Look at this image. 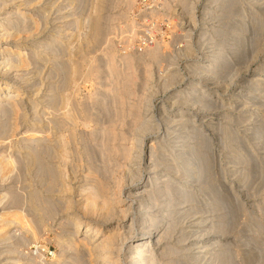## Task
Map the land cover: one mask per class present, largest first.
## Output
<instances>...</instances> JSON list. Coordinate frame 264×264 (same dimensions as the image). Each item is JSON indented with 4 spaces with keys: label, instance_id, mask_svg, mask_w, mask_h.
Here are the masks:
<instances>
[{
    "label": "rangeland",
    "instance_id": "1",
    "mask_svg": "<svg viewBox=\"0 0 264 264\" xmlns=\"http://www.w3.org/2000/svg\"><path fill=\"white\" fill-rule=\"evenodd\" d=\"M103 1L105 0H98V1L97 0H94V1L92 0H79V1L78 0H41V1L39 0H16V1L15 0H0V9H2L0 10L1 11L0 21L2 20L3 16L5 17L6 15H11L7 20L4 21V24L0 25V29H5V28L10 29L9 28L10 25L15 21V23H13L12 24L13 26L11 27L14 29H17L20 36L18 35L19 37L17 36L15 38L14 37H11V38L14 40L13 42L19 41L20 45L26 48L22 50L25 53H27L26 59H28L27 60L28 63L31 60L30 62L31 64L30 63L28 64V65H31L28 70L26 69L28 67H24L23 69H15V71L13 70L15 74L11 71L7 72L6 69L5 70L3 69L0 72V80L7 81L18 87H21L20 90L18 91L21 93L19 94L15 93L13 95L15 97L13 99H15V102L18 105L17 108L15 107L11 108L12 104L10 105L9 101L7 100L0 102V104H5V105H8V107H10L9 109L7 108L6 112L4 110L0 111V120H1L0 123L1 124L3 123L2 125H0V151H1L0 153H2V155L0 154L1 155L0 157H4V158L11 157V160L13 159L14 162L13 161H10V162H13V165L15 164L14 166L13 165L6 166L9 168L8 169L5 167L6 162L4 163V161H7V160H2V161L0 160L1 161L0 166H3V167H0V171H1L0 172V185H1L0 186V217L3 216L4 214L5 215L4 218H1L2 221L5 218L10 219L11 216L15 214L16 212H18L19 210L18 213H20V216L23 215L22 219L26 221V223L29 224V226H27V229L29 227H30L29 230L36 229V236L28 237L27 234H22V231L20 233L19 229H21V227L18 224L13 223L11 225H4L3 227H0V232H2L0 234L2 236V237L0 236L2 238V241L0 239V241L2 242V244L0 242V247H1L0 248V255H1L0 262L1 264L3 263L4 264H33V263L38 264L41 261L43 263L41 262L40 264H44V262L45 264H57L56 261L54 260H56V258H58L60 254H64L67 257L66 264H74V262L71 261L72 259H69L71 258V256L74 257L75 255L73 254L72 247L69 248V251L64 253V251L61 250L57 239L60 233H64V231L68 232L69 229L67 227L69 228L71 227V226H67V225H70L68 223H65L67 227L64 224L62 225L59 224L61 220L65 218L67 215L70 216L71 218L79 216V218L81 217L82 221H87V222H90L93 219V218L91 219V217L88 218L87 216H85L83 211H81L82 209L80 208V205L78 206L79 202L82 200L81 198L82 195H80V191H82V189L80 186H82L83 188L84 186L87 185L86 182L88 183V185L87 187H84V188H88V186L90 188L91 186L89 184V180L88 179L85 180L84 178L89 177V176H90L89 179H93L91 178L93 176L96 178V180L97 178H99L100 181H103L111 189L113 188V184H116L119 179V182L122 183L123 181V186L127 187L130 181L127 179L128 180L127 182L126 177L131 173L132 169H135L136 167H138L135 159H133L132 157H129L130 160L129 158L125 159V156L124 157L121 156L122 154L120 155V152L114 151L113 153L114 149L110 147H112V145L113 147H117V145L121 147H127V146L131 147L132 146L131 147L133 150L132 152H135V153H132V156H134L139 150L138 149L139 145L141 143L144 144V145H141V148L142 146H144V158L138 162L139 166L142 168V171L144 173L146 172V168L150 164V160L148 157V154H149L148 147L151 146V144H153L156 147L160 146L162 150L164 146L168 147L170 145V142L172 141L173 137L185 136L187 135L188 132H192V130L199 131V129L202 130L200 133L202 136L199 134V136L192 139L193 141L190 140L191 143L190 141L188 142L190 146L192 145L194 146V145H198L197 142H199V140L200 142L203 141L202 143L204 144L200 143V147H198L200 148V150L198 149V152L200 153V160L202 163L207 160L206 162L203 163L204 164L203 166L205 168L204 171L207 173L202 172L205 174H200L202 175L200 176V181L197 183L195 182V185L197 187L200 186V189H201L200 194H199V198L201 201L198 200L200 201V203L199 202L196 203V206L199 208V209L197 208V210H200V213L199 214L196 212L195 213L197 215H200V220L202 218V221L204 222L202 227H200V231L201 229H203L202 231L205 235L203 234L204 236L203 235L201 236L202 233L200 232V243L201 241H204V240L213 241L215 238H216L215 241H217L218 243L216 245L213 243L212 245L208 243V245L206 246L207 248L210 246L208 250L209 254H205L206 257L205 258L201 257L199 260V259H194V257H197V254H194L195 251L191 250L192 246H190L192 244H196L195 238L189 237V239L186 240L184 243L182 242L183 244H181V242L178 243L176 238H172V239L168 238V240L164 239L159 246L155 245L156 246V259L159 260L158 263L165 264L166 261L168 262L170 258L172 257V255H170L167 252H164L163 250L166 247L169 248L170 246L171 247L173 245L176 246L177 244L175 248H177V250L179 251L181 250L180 252L182 253L178 257L179 260L182 259L183 261L185 260V262H187L189 261L190 258H193L192 259L193 264H213L214 262H212L213 260H211V258H213L212 254L218 253L217 251H220L221 248H224V247L228 250V254L233 255L235 252V254L238 255L236 258L237 261L235 264H258V263L264 264V256H263L264 255V132H263L264 131V0H229V1L228 0L227 1L226 0H188L189 2L186 0V2L188 3H186L184 0H180V1L179 0H148V5H153L150 9H156L155 11L158 13L160 18L162 19L172 18L176 20L178 19V17H180L182 19L181 21H184V27L182 29H179L180 27L178 29H130L131 24L133 22L135 24V13L138 8V5H137L138 0H106L104 3ZM96 2H99V7L101 6L100 8H98L99 10L97 9L98 6L96 7ZM228 5H232L231 7L235 8L236 10L233 9L234 11H232V8L230 6L228 7ZM67 6L69 7L67 8ZM95 8L97 9V11ZM101 8H102V12H101ZM11 10L14 12L12 13ZM48 11H51V12H48ZM97 12L102 15V20H103L102 26L103 25L105 26L102 27L104 32L102 33V37L100 36V38H98L99 42L98 41L94 42L96 41L94 37L89 36L90 34H92V28H90L91 27L90 23L92 22L91 21L92 20L91 17L93 16L92 14L97 13ZM218 15L221 17H219ZM76 18H78L79 20H77ZM19 20L22 22H20ZM76 21H81V22L79 23ZM10 22L11 24H9ZM75 22L77 24H75ZM84 22H87V23H84ZM78 24H81V26L80 25L77 26ZM25 25L28 26V28ZM30 25L32 28L29 27ZM20 26H23V27H20ZM38 26H39V29H38L39 31H37ZM227 26L229 28H227ZM40 28L42 29L40 30ZM89 28H90V31L88 30ZM29 30L31 31V34L33 33L32 37H29V35L31 36V34L29 33L30 32ZM26 31H28V33ZM131 33L132 34L135 33V35L134 34L132 35ZM176 33H179V34L181 33V34L179 35ZM202 36H205V37L202 38ZM89 37L94 39V41L91 39L92 41L90 40L91 42H89ZM147 37H148V41H146ZM5 41H7V38L2 39V36H0V50L1 51H2V47L7 46L6 44H4ZM57 42H61V43H57ZM66 42L67 44H65ZM156 43L157 45L159 44L162 45L161 53H163L162 54L163 58L161 57V59L159 58L158 60L156 59L154 60L153 58H151V56H148V52H147L148 51L147 48L150 49V47L156 46L155 45ZM70 44H72L73 47ZM85 44L87 45V47ZM66 45H68L67 48H66ZM217 45L219 47H217ZM44 46H46V48ZM188 46H189V49L190 47H192L191 50L188 49ZM62 49L63 51H61ZM67 49L69 51H67ZM78 49L79 51L81 50L80 53L78 52ZM45 50H47V52H45ZM218 50L220 52V56L218 57L219 61L217 60L215 63H213L214 61H211V60H213L216 57L215 54L218 53ZM81 52L84 54L82 55ZM41 53L43 56L42 58H39L38 55ZM61 54H64L63 58ZM126 54L127 55L129 54L130 57L133 59V64H130L131 61L128 58L126 59V56H125ZM166 54H169V55H166ZM46 58H48L49 61H46ZM55 58H57L56 61L54 60ZM43 59H44V62H43ZM109 61L114 64H111ZM71 62H73V64H71ZM77 63H79V65ZM81 63H83L84 65ZM126 63H128L129 65L128 64L126 65ZM89 64H91L92 67L89 66ZM80 65L82 67H80ZM158 65H161V66H158ZM111 66L114 67V70ZM127 66L129 67L126 68ZM60 67H62L63 69ZM71 67H73V70H68V69H72ZM89 68H92V69H89ZM125 69H128V71ZM198 69H200V71L204 69L205 70L204 73H206V75L204 73H202L204 76L201 74L197 75ZM209 69L211 70L214 69V70L213 72L212 71L210 72ZM17 70L18 72L19 71L20 72L18 73ZM40 70H42V73ZM76 70L79 72H76ZM70 71H74L73 76ZM2 72H3V75L1 74ZM66 72L69 74H67ZM122 72L124 74H122ZM125 73H127V75ZM36 74L37 76L39 75V77H37ZM54 74L55 76L53 77ZM86 74L88 75L90 74V75L88 76ZM130 74L132 76V77L130 76L131 77L130 79L132 80L127 81V77H129ZM147 74L150 75L151 77L148 76ZM6 75L9 77H7ZM16 75L20 77L23 76V78L25 77L24 79L26 80L22 78L23 79L22 81L20 77L16 79L15 78ZM78 75H81V76H78ZM133 75L135 76L137 75L138 76V77L136 76L137 79ZM215 76L219 78L215 79ZM27 77L29 79H27ZM113 77H116V78H113ZM118 77H120V79H118ZM19 78H20V82L21 83L23 82L22 84L19 83L18 81ZM60 78L62 79L60 80ZM67 80H68V83L66 82ZM113 81L115 85H113ZM121 81L125 83L123 84ZM126 83L129 84L127 88H126L127 86ZM58 84H60V86ZM195 86H196V89H198L197 92L193 91V89H195ZM111 87L114 93L110 92L112 91ZM62 88H66V89H62ZM121 88L123 90H121ZM124 88L128 90V92H126ZM200 88L207 90V92L202 93L203 90L200 91ZM51 90H52V93L50 95V98H52L53 95L54 96L57 95L56 97L51 99V100H54V102H50L49 100L50 98H48L49 96L48 94H50L49 92H51ZM123 94H124V97L122 96ZM43 95L44 97H42ZM118 95L119 97L117 98L116 96ZM16 96L19 98H16ZM207 96L210 98H208ZM114 97L117 98L118 100L115 99ZM41 98H43V100ZM187 98L189 99L186 100ZM181 99L185 100L186 102ZM210 99H213L214 101ZM46 101H49V102H46ZM60 101L62 102L61 104L59 103ZM71 101H74L73 102L74 104H72ZM86 101L88 102L87 104H86ZM103 101L104 103H102ZM170 101L171 102L174 101L175 103L174 102L171 103ZM68 104L70 108L68 107ZM83 104L85 106H89V105L91 106L85 107ZM59 105H62V106L58 107ZM72 105L73 106L75 105V107L72 108ZM133 106L135 108H133ZM86 108L88 109L86 110ZM10 109L12 111L15 109L17 110L16 112L12 113ZM3 111L5 114L3 113ZM9 111H11L10 112L11 115H9ZM54 111L56 112L55 114H54ZM65 112L66 114L71 113L70 114L71 116L72 114L74 115L73 116L74 122H71L70 124L69 119H68V122L66 121V118H64L63 116L65 115ZM122 112H123V115H121ZM182 112L184 113V117H183L184 121L187 120L190 122L186 121V124L183 128H180V127L172 128V126L176 125L172 121L175 118L179 119L180 118L179 116ZM110 114L111 116L112 115L113 116L110 117ZM36 115L38 118L36 117ZM55 115L63 116L62 119H65V124L62 125L61 123H59V125L58 124L56 125L55 123L54 125H56V127L54 128V125H53L54 121H50L49 123V120H52L53 116ZM96 115L98 116V118ZM4 116H7V118ZM138 116H141V117L138 118ZM40 117H41V120H40ZM48 118L49 120H47ZM58 118L61 119L60 116H58ZM89 118L91 120H89ZM150 118L152 119L154 125L156 126L157 124V126L154 129L144 134L141 128H137L139 127L138 125L139 122L137 121L135 122V119L136 120L142 119L140 121H143V120L146 121L147 119H150ZM83 120L86 122L87 126ZM110 120L113 124L110 122ZM73 123H75V125H73ZM64 125L65 127L68 125L69 128L68 127L67 129H65V127L63 128ZM72 125L74 127H72ZM114 125L116 128L114 127ZM49 127H51L52 129ZM192 127H194V129H192ZM72 128L74 129V131L71 130ZM39 129L40 131H42L41 133L42 135H44V137H46L47 141L44 139L43 142L38 143L35 140L31 139V134L33 132H37ZM69 129L72 132H70ZM107 129L108 131H105ZM116 130L118 134L115 135L116 133H114V136H113V132H116ZM91 131L92 133H90ZM103 131L105 132L103 133ZM28 132H29V135H27ZM96 133H98V136ZM47 134H51V135H47ZM92 134H95V135H92ZM60 136L63 138V140ZM192 136L194 135L192 134ZM23 137L24 139H21ZM47 137L49 139H47ZM112 137H113V140H111ZM120 137H122L123 139ZM25 138H27L28 140ZM90 138H92V141L90 140ZM125 138H128V140H126L125 142H122ZM203 139L206 141H204ZM6 140H8L9 143L6 142ZM21 140H24V142ZM85 140L89 142L87 143V141ZM27 141H29V143H27ZM57 141L59 142L57 143ZM112 142H114L115 144H113ZM59 143L62 146H60ZM62 143H65L66 145L65 144L63 145ZM89 143H92V144H89ZM28 145L29 146L32 145V148L28 147ZM63 146H66L67 148H64ZM38 147L40 150L38 149ZM62 147L63 149H66V150H63ZM20 148L22 150H20ZM43 148L44 150H47V151H49L50 148L51 150L46 153L43 150ZM104 148H107V150L103 151ZM30 149L36 150L37 152L39 151L41 156H45V157H42V159L46 160L45 163L50 164V165L52 164L53 167L57 165L58 168L59 167L62 168V169L60 168L58 169L56 167V169L60 171V174L56 175L58 177L56 178V182L57 181L61 182V185L58 184V182L57 183L54 182L53 184H55L56 186H53L52 189H50L51 187H49L50 186L49 183H51V181L49 180L51 177L49 176V174L44 171L39 172L38 167H39V170L41 169V167L37 166L39 165L38 163L37 164L31 163V165H33L31 166L29 163L30 160L29 159L25 160L27 158L26 153ZM62 150L66 153H64ZM40 151L41 152L44 151L43 154L45 155L41 154ZM3 153H6V156L3 155ZM117 153H119L118 155H120L121 157H118ZM10 154L11 156H8ZM60 154L61 155L64 154V155L61 156ZM65 154L67 155L68 158L66 157ZM105 154L106 156L104 157ZM86 155H91V156L93 155V156L87 157ZM53 157H57V158L53 159ZM58 157L60 160H58ZM204 157L206 158L205 160H204ZM202 158H203V161H202ZM16 159H19V160H16ZM186 159H182V162H184ZM105 160L106 161L110 160V161L106 162ZM115 160L117 161L115 162ZM7 162L9 163V161ZM25 162L28 163V165H26ZM111 162H113V164H111ZM185 162L182 163V165L185 164ZM8 163L6 164L7 165L11 164V163L9 164ZM98 163L100 166L96 165ZM29 165L31 166V168ZM105 165H106L107 173L105 170ZM24 167L25 168L27 167V168L25 169ZM97 167L98 169L100 168L99 169L100 171L99 170L95 171ZM1 168H4V169L1 170ZM20 168H23V170L25 171H23ZM35 169L37 173L35 172ZM90 169H93V171L92 170L91 171L93 173L95 172L94 173L95 175L96 174L98 175V173H100L101 175L100 174L98 176L93 175ZM108 170L110 171L108 172ZM13 171L15 174L13 173ZM61 171H63L62 174H61ZM88 171L90 172L91 175H87L89 173ZM121 171L123 172L121 173ZM4 172H6V174ZM34 173L35 175H33ZM41 173H43L46 177L43 175L45 178L41 179L42 177L40 176L42 175H39ZM108 173L110 174L112 173V174L110 175ZM247 174L249 175L247 176ZM203 176L205 177L206 180H203L204 179ZM207 176L209 179L207 178ZM59 178L60 180H57ZM46 180L49 181L47 182L49 185V186L47 185L48 187L45 186V184H47ZM62 181L66 183L65 184V187L67 186L66 190L70 189L72 190V193L71 191L66 192V190H64L65 187L62 188L64 186V183ZM206 181H208L209 183ZM43 183L45 184L43 185ZM123 186L121 187V189L123 190L122 199L125 202L124 204H126L130 201V198L128 197L127 194L124 195V191L126 187H123ZM60 189L61 191H63V193L60 191ZM51 191L53 193H51ZM64 191L67 193V195L65 194ZM13 192L14 194H11ZM36 195H39V196L35 198ZM211 197H217L219 202L221 200V204L219 205H223V204L224 205L216 209L215 208L216 204L214 202H211V200H209ZM76 198L79 199L80 201L79 200H78L79 202L76 201L77 200ZM45 199L53 200V201L51 200L53 205L52 203H49L50 208H52L51 210L48 209L49 208L48 205L47 206L44 205L46 204V202L50 200L46 201ZM67 201L71 202L72 204L76 202L74 205L77 204V206L71 205L70 207H68L67 204L64 203ZM206 203L207 204L212 203V204L207 205ZM60 204L61 206H59ZM35 205L38 207H36ZM65 205L67 208L65 207ZM34 207H36L38 210L35 211ZM138 207L139 206L136 205V208ZM221 207L223 210L221 209ZM53 209L55 210L57 209V212ZM44 210H47V211H44ZM217 210L218 211L220 210V211L218 212ZM41 211L44 213H42ZM48 211L49 212L51 211V213H48ZM4 212H7V213H4ZM39 214H41V217L46 216L44 220L43 218L39 216ZM83 214H84V217H83ZM218 214L221 216H219ZM26 215L27 217H25ZM193 216H194L193 214L189 215L187 220H192ZM213 216L215 217V219L213 218ZM39 219H42L43 222L42 220L39 221ZM221 219L227 221L226 222L227 231L224 232V234L216 233L214 229L208 228V227H212L211 225L221 224L222 223ZM1 224L2 223L0 222V226H2ZM56 227L58 229L61 228V230H56L57 229ZM102 227H103L102 229H104V226ZM65 228H67L68 230H64ZM1 229H3L4 232L1 231ZM17 229L19 232L17 231L18 233L16 232V235L12 236V234L15 232L14 230H17ZM56 231L60 233H58L57 235ZM7 233L9 235H7ZM2 234H4V236ZM4 237H7V238H4ZM28 239H30L29 242H28ZM4 241L6 243H4ZM7 244H9L10 246L12 245V246L10 247ZM2 247L3 248L5 247L6 250H4ZM182 247H184L183 248L184 252H182L183 251ZM14 248H16L15 251L17 250L19 252H15ZM10 249L13 252H11ZM230 251L232 253H230ZM68 252L73 255L69 254ZM186 252L188 253L189 257L186 255L187 254ZM81 253L82 252H80V254H78L77 256L81 255ZM165 253H167V255ZM85 254L79 257H82V256L84 257L86 256ZM39 256H41L42 258ZM36 259L38 260V262ZM5 260H7L8 262ZM82 264H85V263L83 262Z\"/></svg>",
    "mask_w": 264,
    "mask_h": 264
},
{
    "label": "bare ground",
    "instance_id": "2",
    "mask_svg": "<svg viewBox=\"0 0 264 264\" xmlns=\"http://www.w3.org/2000/svg\"><path fill=\"white\" fill-rule=\"evenodd\" d=\"M16 1V0H15ZM39 1H41V0H39ZM79 1V0H78ZM92 1H94V0H92ZM98 1V0H97ZM106 1V0H105ZM105 1H103V3L105 2ZM180 1V0H179ZM185 2H186V0H184ZM188 1V0H187ZM227 1V0H226ZM229 1V0H228ZM68 2V1H67ZM70 2V1H69ZM72 2V1H71ZM100 2V1H99ZM99 2H96V7H97V9L98 8H100L99 7ZM102 2V1H101ZM189 2V1H188ZM188 2H186V3H188ZM218 2H220V1H218ZM238 2V1H237ZM240 2V1H239ZM2 3V2H1ZM10 3V2H9ZM25 3V2H24ZM97 3H98V5H97ZM229 3V2H228ZM233 3V2H232ZM231 3V4H232ZM8 4V3H7ZM55 4V3H54ZM71 4V3H70ZM101 4V3H100ZM212 4V3H211ZM103 5V4H102ZM107 5V4H106ZM111 5V4H110ZM185 5V4H184ZM183 5V6H184ZM189 5H191V4H189ZM188 5V6H189ZM63 6V5H62ZM212 6V5H211ZM225 6V5H224ZM231 7L232 5H228V7ZM5 7V6H4ZM4 7H2V8H4ZM52 7V6H51ZM69 6H67V8H68ZM73 7V6H72ZM129 7V6H128ZM185 7V6H184ZM219 7H220V5H219ZM223 7V6H222ZM221 7V8H222ZM232 8V11H234V10H236L235 8H233V7H231ZM96 9V8H95ZM97 9H96V11H97ZM104 9H105V7H104ZM188 9V8H187ZM225 9H226V7H225ZM234 9V10H233ZM0 10H2V9H0ZM13 10V9H12ZM11 10V11H12ZM63 10V9H62ZM61 10V11H62ZM74 10V9H73ZM99 10V9H98ZM107 10V9H106ZM204 10V9H203ZM227 10H229V9H227ZM8 11V10H7ZM190 11H192V10H190ZM1 12V11H0ZM10 12V11H9ZM14 11H12V13H13ZM48 12H51V11H48ZM101 12H102V8H101ZM214 12V11H213ZM20 13V12H19ZM92 13V12H91ZM107 13V12H106ZM207 13H208V11H207ZM239 13V12H238ZM2 14V13H1ZM7 14H8V12H7ZM50 14V13H49ZM70 14V13H69ZM72 14V13H71ZM97 14V15H96ZM221 14H223V13H221ZM230 14V13H229ZM246 14V13H245ZM46 15V14H45ZM93 16L91 17V27L90 28H92V34H90L89 36H93L94 37V39L96 40V41H94V39H92L91 37H89V42H91L92 40L94 41V42H97L98 41V38H100V36L102 37V33L104 32V30H103V26H105V25H103L102 26V15L100 14V13H94V14H92ZM211 15V14H210ZM255 15V14H254ZM11 15H6L5 17L3 16V18H2V20L0 21V25H2V24H4V21L5 20H7L9 17H10ZM13 16V15H12ZM42 16H44V15H42ZM68 16V15H67ZM216 16V15H215ZM214 16V17H215ZM219 16V15H218ZM223 16V15H222ZM253 16V15H252ZM39 17V16H38ZM94 17V18H93ZM219 17H221V16H219ZM19 18V17H18ZM65 18V17H64ZM67 18V17H66ZM218 18V17H217ZM21 19V18H20ZM75 19V18H74ZM77 20H79L78 18H76ZM22 20V19H21ZM34 20V19H33ZM39 20V19H38ZM53 20V19H52ZM86 20H88V19H86ZM90 20V19H89ZM104 20H105V18H104ZM114 20V19H113ZM223 20V19H222ZM232 20V19H231ZM260 20V19H259ZM20 21V20H19ZM36 21V20H35ZM54 21V20H53ZM108 21V20H107ZM226 21V20H225ZM257 21V20H256ZM18 22V21H17ZM16 22V23H17ZM20 22H22V21H20ZM25 22V21H24ZM34 22V21H33ZM76 22H81V21H76ZM75 22V24H77ZM106 22V21H105ZM104 22V23H105ZM260 22V21H259ZM262 22V21H261ZM13 23H15V21L13 22ZM12 23V24H13ZM71 23V22H70ZM84 23H87V22H84ZM89 23V22H88ZM224 23V22H223ZM258 23V22H257ZM9 24H11V22L9 23ZM10 25V29H7V28H5V29H0V36H2V39H6L7 38V41H5L4 42V44H6L7 46L6 47H2V51L0 50V72L4 69H6V71L7 72H13V70L15 71V69H23L24 67H28V68H26L27 70L29 69V67L31 66V65H28L30 62H31V60H30V62L28 63V59H26V55H27V53H25L22 49H26V48H24V47H22L21 45H20V42L19 41H17V42H13L14 40L11 38V37H17L18 35H19V33H18V30L17 29H14V28H12L11 26H13V25ZM19 24V23H18ZM90 24H89V26H90ZM246 24V23H245ZM244 24V25H245ZM20 25V24H19ZM18 25V26H19ZM23 25V24H22ZM32 25V24H31ZM31 25L29 26V27H31ZM40 25V24H39ZM81 26V24H78L77 26ZM230 25V24H229ZM234 25V24H233ZM257 25H259V24H257ZM26 26V25H25ZM43 26H45V25H43ZM72 26V25H71ZM73 26H74V24H73ZM86 26V25H85ZM88 26V25H87ZM15 27V26H14ZM17 27V26H16ZM20 27H23V26H20ZM27 28H28V26H26ZM41 27V26H40ZM66 27V26H65ZM131 27H132V25H131ZM263 27V26H262ZM261 27V28H262ZM32 28V27H31ZM34 28V27H33ZM71 28V27H70ZM78 28V27H77ZM90 28L88 29L89 31H90ZM179 28V27H178ZM227 28H229L228 26H227ZM19 29V28H18ZM30 29V28H29ZM35 29V28H34ZM39 29V26L37 27V31H39L38 30ZM42 28H40V30H41ZM60 29V28H59ZM259 29V28H258ZM23 30V29H22ZM21 30V31H22ZM31 30V29H30ZM29 30V31H30ZM33 31V30H32ZM36 31V30H35ZM34 31V32H35ZM66 31V30H65ZM70 31V30H69ZM27 33H28V31H26ZM60 32V31H59ZM80 32V31H79ZM87 32V31H86ZM136 32V31H135ZM244 32H246V31H244ZM249 32V31H248ZM30 34H31V31L29 32ZM61 33V32H60ZM137 33V32H136ZM224 33V32H223ZM223 33H221V34H223ZM59 34V33H58ZM84 34H85V32H84ZM132 34V33H131ZM134 35H135V33H133ZM132 34V35H133ZM176 34H179V33H176ZM181 34V33H180ZM179 34V35H180ZM203 34V33H202ZM251 34V33H250ZM38 35V34H37ZM104 35V34H103ZM7 36V37H6ZM20 36V35H19ZM18 36V37H19ZM28 36V35H27ZM33 36V33L31 34V36L29 35V37H32ZM36 36V35H35ZM60 36H62V35H60ZM237 36V35H236ZM4 37H6V38H4ZM10 38V40H9V38ZM75 37V36H74ZM85 37V36H84ZM83 37V38H84ZM96 37V38H95ZM203 37H205V36H202V38ZM44 38V37H43ZM68 38V37H67ZM66 38V39H67ZM73 38V37H72ZM246 38V37H245ZM27 39V38H26ZM29 39V38H28ZM92 39V40H91ZM52 40V39H51ZM50 40V41H51ZM80 40V39H79ZM85 40V39H84ZM91 40V41H90ZM58 41V40H57ZM100 41H101V39H100ZM40 42V41H39ZM55 42V41H54ZM67 42H69V41H67ZM67 42L65 43V44H67ZM71 42V41H70ZM72 42H73V40H72ZM99 42V41H98ZM238 42V41H237ZM57 43H61V42H57ZM56 43V44H57ZM63 43V42H62ZM85 43H86V41H85ZM49 44V43H48ZM64 44V43H63ZM88 44V43H87ZM46 45V44H45ZM58 45V44H57ZM60 45V44H59ZM71 46H72V44H70ZM79 45V44H78ZM86 45V44H85ZM91 45V44H90ZM97 45V44H96ZM129 45H130V43H129ZM156 46H152V47H150V49L149 48H147L148 49V56H151V58H153L154 60L156 59V60H158L159 58L161 59V57H162V54L163 53H161V47H162V45H157V43L155 44ZM67 46L68 45H66V48H67ZM189 46H191V45H189ZM189 46H188V49H189ZM214 46V45H213ZM37 47H39V46H37ZM45 48H46V46H44ZM58 47V46H57ZM73 47V46H72ZM86 47H87V45H86ZM124 47V46H123ZM149 47V46H148ZM217 47H219L218 45H217ZM44 48V49H45ZM75 48V47H74ZM74 48H73V50H74ZM83 48V47H82ZM126 48V47H125ZM124 48V49H125ZM191 48L192 47H190V49L189 50H191ZM40 49V48H39ZM42 49H43V47H42ZM69 49V48H68ZM67 49V51H69ZM77 49V48H76ZM88 49V48H87ZM91 49V48H90ZM129 49V48H128ZM186 49V48H185ZM48 50V49H47ZM47 50H45V52H47ZM56 50H57V48H56ZM130 50V49H129ZM37 51V50H36ZM53 51V50H52ZM60 51V50H59ZM61 51H63V49L61 50ZM65 51V50H64ZM77 51V50H76ZM81 51V50H80ZM80 51H79V49H78V52L80 53ZM88 51V50H87ZM30 52V51H29ZM40 52V51H39ZM54 52V51H53ZM56 53V52H55ZM82 53V52H81ZM124 53V52H123ZM143 53V52H142ZM237 53H238V51H237ZM31 54V53H30ZM44 54V53H43ZM46 54V53H45ZM64 54H65V52H64ZM64 54H61V56H62V58H63V56H64ZM68 54H70V53H68ZM84 53H82V55H83ZM108 54V53H107ZM222 54V53H221ZM225 54H227V53H225ZM240 54V53H239ZM37 55V54H36ZM81 55V56H82ZM117 55V54H116ZM145 55V54H144ZM166 55H169V54H166ZM216 55V57L213 59V60H211V61H214L213 63H215L217 60H218V57L220 56V52H219V50H218V53H216L215 54ZM235 55V54H234ZM39 56V58H42V53L41 54H39L38 55ZM56 56H58V55H56ZM55 56V57H56ZM72 56V55H71ZM111 56V55H110ZM126 56V59L128 58L130 61H131V63L130 64H133V59L130 57V55L128 54H126L125 55ZM223 56V55H222ZM226 57V56H225ZM32 58V57H31ZM53 58V57H52ZM75 58V57H74ZM83 58V57H82ZM163 58V57H162ZM167 58V57H166ZM221 58V57H220ZM34 59H36V58H34ZM56 59L57 58H55L54 60L56 61ZM60 59V58H59ZM93 59H95V58H93ZM228 59V58H227ZM36 60H38V59H36ZM68 60V59H67ZM66 60V61H67ZM84 60H85V58H84ZM115 60V59H114ZM135 60V59H134ZM163 60V59H162ZM46 61H49L48 60V58H46ZM46 61H45V63H46ZM60 61V60H59ZM64 61V60H63ZM82 61H83V59H82ZM89 61H91V60H89ZM111 61H113V60H111ZM161 61V60H160ZM219 61V60H218ZM43 62H44V59H43ZM52 62H54V61H52ZM68 62V61H67ZM76 62V61H75ZM77 62H79V61H77ZM96 62V61H95ZM94 62V63H95ZM110 62V61H109ZM115 62V61H114ZM34 63V62H33ZM39 63V62H38ZM48 63V62H47ZM58 63V62H57ZM66 63V62H65ZM85 63V62H84ZM94 63H92V64H94ZM111 63V62H110ZM117 63V62H116ZM135 63H136V61H135ZM156 63H157V61H156ZM159 63V62H158ZM218 63V62H217ZM31 64V63H30ZM56 64V63H55ZM67 64V63H66ZM71 64H73V62H71ZM78 65H79V63H77ZM81 64H83V63H81ZM111 64H114V63H111ZM128 63H126V65H127ZM142 64V63H141ZM34 65V64H33ZM37 65V64H36ZM43 65V64H42ZM61 65H63V64H61ZM75 65V64H74ZM84 65V64H83ZM88 65V64H87ZM86 65V66H87ZM129 65V64H128ZM211 65V64H210ZM227 65V64H226ZM229 65V64H228ZM39 66V65H38ZM68 66H70V65H68ZM73 66V65H72ZM77 66V65H76ZM89 66H91L92 67V65L91 64H89ZM114 66V65H113ZM115 66H116V64H115ZM132 66V65H131ZM158 66H161V65H158ZM36 67V66H35ZM56 67V66H55ZM66 67V66H65ZM74 67V66H73ZM73 67H71L72 69H68V70H73ZM80 67H82L81 65H80ZM110 67V66H109ZM112 67V66H111ZM119 67V66H118ZM129 66H127L126 68H128ZM147 67H149V66H147ZM199 67H200V65H199ZM216 67V66H215ZM60 68H62V67H60ZM67 68H69V67H67ZM75 68V67H74ZM84 68V67H83ZM96 68V67H95ZM113 68V70H114V67H112ZM116 68H117V66H116ZM120 68V67H119ZM118 68V69H119ZM131 68V67H130ZM133 68V67H132ZM161 68V67H160ZM211 68V67H210ZM217 68V67H216ZM63 69V68H62ZM66 69V68H65ZM64 69V70H65ZM76 69V68H75ZM77 69H79V68H77ZM89 69H92V68H89ZM117 69V70H118ZM121 69V68H120ZM134 69V68H133ZM150 69V68H149ZM215 69V68H214ZM213 69V70H214ZM53 70V69H52ZM82 70V69H81ZM98 70H100V69H98ZM111 70V69H110ZM125 70H127L128 71V69H125ZM132 70V69H131ZM135 70V69H134ZM196 70V69H195ZM213 70H211V69H209V71L211 72H213ZM22 71V70H21ZM36 71V70H35ZM41 71V73H42V70H40ZM62 71V70H61ZM97 71V70H96ZM112 71V70H111ZM147 71V70H146ZM204 69L203 70H201L200 71V69H198V73H197V75H203L202 73H204ZM4 72V71H3ZM3 72L1 73L2 75H3ZM17 72H18V70H17ZM16 72V73H17ZM20 72V71H19ZM18 72V73H19ZM57 72H59V71H57ZM69 72V71H68ZM71 73H72V76H73V72L74 71H70ZM76 72H79V71H77L76 70ZM75 72V73H76ZM89 72V71H88ZM95 72V71H94ZM215 72V71H214ZM14 74H15V72H13ZM25 73V72H24ZM61 73V72H60ZM64 73V72H63ZM67 73V72H66ZM102 73V72H101ZM113 73V72H112ZM120 73V72H119ZM118 73V74H119ZM209 73V72H208ZM230 73V72H229ZM7 74V73H6ZM48 74V73H47ZM53 74V73H52ZM58 74V73H57ZM67 74H69V73H67ZM79 74V73H78ZM82 74V73H81ZM96 74V73H95ZM114 74V73H113ZM112 74V75H113ZM116 74H117V72H116ZM122 74H124L123 72H122ZM126 75H127V73H125ZM146 74V73H145ZM170 74H171V72H170ZM205 75H206V73H204ZM218 74V73H217ZM8 75V74H7ZM6 75V76H7ZM41 75V74H40ZM51 75V74H50ZM71 75V74H70ZM74 75H76V74H74ZM86 75H88V74H86ZM90 75V74H89ZM88 75V76H89ZM93 75V74H92ZM98 75V74H97ZM148 75V74H147ZM216 75V74H215ZM4 76H5V74H4ZM25 76V75H24ZM36 76H37V74H36ZM55 76V74L53 75V77ZM78 76H81V75H78ZM118 76H120V75H118ZM131 74L129 75V77H127V81H131L132 79H130L131 77ZM133 76H135V75H133ZM137 76V75H136ZM135 76V77H136ZM148 76H150V75H148ZM180 76V75H179ZM204 76V75H203ZM224 76V75H223ZM7 77H9V76H7ZM18 77H20V76H17L16 75V79L18 78ZM37 77H39V75L37 76ZM46 77H48V76H46ZM66 77V76H65ZM92 77V76H91ZM138 77V76H137ZM137 77H136V79H137ZM151 77V76H150ZM149 77V78H150ZM21 79L23 78V76L22 77H20ZM20 78H19V83H21L20 82ZM25 78V77H24ZM23 78V79H24ZM69 78V77H68ZM70 78H72V77H70ZM113 78H116V77H113ZM148 78V77H147ZM216 78H219V77H216L215 76V79ZM23 79H22V81H23ZM27 79H29L28 77H27ZM35 79V78H34ZM34 79H32V80H34ZM62 78H60V80H61ZM118 79H120V77H118ZM134 79V78H133ZM9 80V79H8ZM24 80H26V79H24ZM66 80V79H65ZM115 80V79H114ZM122 80V79H121ZM28 81V80H27ZM58 81V80H57ZM71 81V80H70ZM123 81V80H122ZM121 81V82H122ZM134 81V80H133ZM137 81V80H136ZM59 82V81H58ZM57 82V83H58ZM65 82V81H64ZM67 83H68V80L66 81ZM219 82V81H218ZM18 83V82H17ZM23 83V82H22ZM21 83V84H22ZM50 83V82H49ZM123 84L125 83V82H122ZM256 83V82H255ZM258 83H259V81H258ZM28 84V83H27ZM63 84V83H62ZM116 84H117V82H116ZM119 84H120V82H119ZM219 84V83H218ZM18 85V84H17ZM20 85V84H19ZM40 85V84H39ZM52 85V84H51ZM55 85V84H54ZM59 86H60V84H58ZM72 85V84H71ZM113 85H115L114 84V81H113ZM126 88L128 87V85L129 84H127L126 83ZM193 85V84H192ZM257 85V84H256ZM21 86V85H20ZM121 86V85H120ZM134 86V85H133ZM136 86V85H135ZM252 86V85H251ZM29 87V86H28ZM40 87V86H39ZM54 87V86H53ZM66 87V86H65ZM112 87H114V86H112ZM112 87H111V89H112ZM201 87V86H200ZM261 87V86H260ZM20 88L21 87H18V86H16V85H14V84H12V83H10V82H7V81H2V80H0V102H3V101H9V103H10V105L12 104V106H11V108L13 107H15V108H17V103L15 102V99H13V98H15L13 95L15 94V93H21V92H18L19 90H20ZM34 88V87H33ZM52 88V87H51ZM68 88H69V86H68ZM214 88V87H213ZM55 89V88H54ZM59 89V88H58ZM62 89H66V88H62ZM77 89V88H76ZM125 89V88H124ZM129 89V88H128ZM217 89V88H216ZM260 89V88H259ZM39 90H40V88H39ZM61 90V89H60ZM121 90H123L122 88H121ZM126 90V89H125ZM131 90V89H130ZM186 90V89H185ZM203 90V91H202ZM56 91V90H55ZM73 91V90H72ZM120 91V90H119ZM132 91V90H131ZM190 91V90H189ZM193 91L194 92H197L198 91V89H196V86H195V89H193ZM200 91H202V93H204V92H207V90H205V89H201L200 88ZM53 92H54V90H53ZM69 92V91H68ZM110 92H112V93H114L113 92V89H112V91H110ZM126 92H128V90H126ZM144 92V91H143ZM50 94H48L47 96H48V98H50V95H51V93H52V90H51V92H49ZM61 93V92H60ZM65 93H66V91H65ZM112 93H110V94H112ZM118 93H120V92H118ZM124 93V92H123ZM130 93H132V92H130ZM129 93V94H130ZM153 93V92H152ZM175 93V92H174ZM211 93V92H210ZM55 94V93H54ZM74 94V93H73ZM116 94V93H115ZM126 94V93H125ZM21 95V94H20ZM46 96V97H47ZM57 95H53L52 96V98H54V97H56ZM115 96V95H114ZM123 97H124V94L122 95ZM129 96H131V95H129ZM145 96V95H144ZM21 97V96H20ZM42 97H44V95L42 96ZM74 97V96H73ZM117 98L119 97V95L118 96H116ZM147 97V96H146ZM175 97H177V96H175ZM182 97V96H181ZM198 97V96H197ZM205 97V96H204ZM208 97V96H207ZM16 98H19V97H17L16 96ZM22 98V97H21ZM47 98V99H48ZM52 98H50L49 100H50V102H54V100H51ZM115 98V97H114ZM117 98H115V99H117ZM121 98V97H120ZM136 98H138V97H136ZM208 98H210V97H208ZM212 98V97H211ZM42 100H43V98H41ZM56 99V98H55ZM57 99H58V97H57ZM56 99V100H57ZM60 99V98H59ZM66 99V98H65ZM65 99H63V100H65ZM100 99H101V97H100ZM123 99V98H122ZM126 99V98H125ZM124 99V100H125ZM130 99V98H129ZM128 99V100H129ZM145 99V98H144ZM189 98H187L186 100H188ZM240 99V98H239ZM248 99V98H247ZM254 99V98H253ZM19 100V99H18ZM37 100V99H36ZM118 100V99H117ZM127 100V101H128ZM181 100H183V99H181ZM210 100H213V99H210ZM218 100V99H217ZM236 100V99H235ZM249 100V99H248ZM74 101H76V100H74ZM74 101H71L72 102V104H74L73 102ZM85 101V100H84ZM88 101V100H87ZM86 101V104L88 103ZM101 101V100H100ZM116 101V100H115ZM140 101V100H139ZM145 101V100H144ZM183 101H185V100H183ZM214 101V100H213ZM42 102V101H41ZM46 102H49V101H46ZM65 102V101H64ZM63 102V103H64ZM82 102V101H81ZM147 102V101H146ZM171 102V101H170ZM172 102H174V101H172ZM171 102V103H172ZM178 102H179V100H178ZM186 102V101H185ZM201 102V101H200ZM199 102V103H200ZM9 103H7V104H9ZM37 103H39V102H37ZM60 104L62 103L61 101L59 102ZM68 103H69V101H68ZM85 103V102H84ZM102 103H104V101L102 102ZM121 103V102H120ZM123 103V102H122ZM128 103V102H127ZM135 103V102H134ZM175 103V102H174ZM182 103V102H181ZM189 103V102H188ZM203 103V102H202ZM49 104V103H48ZM57 104V103H56ZM65 104V103H64ZM77 104V103H76ZM79 104V103H78ZM129 104H131V103H129ZM208 104V103H207ZM216 104V103H215ZM53 105V104H52ZM51 105V106H52ZM66 105V104H65ZM84 105V104H83ZM143 105V104H142ZM211 105V104H210ZM39 106V105H38ZM49 106V105H48ZM60 106H62V105H59L58 107H60ZM64 106V105H63ZM85 106V105H84ZM89 106H91V105H89ZM89 106H85V107H89ZM120 106V105H119ZM118 106V107H119ZM126 106V105H125ZM206 106V105H205ZM228 106H229V104H228ZM22 107V106H21ZM55 107V106H54ZM68 107H69V104H68ZM73 107H75V105L73 106L72 105V108ZM129 107V106H128ZM147 107H149V106H147ZM7 108L9 109L10 107H8V105H5V104H0V111L1 110H4L5 112H6V110H7ZM38 108V107H37ZM46 108V107H45ZM50 108V107H49ZM70 108V107H69ZM77 108V107H76ZM75 108V109H76ZM105 108V107H104ZM133 108H135L134 106H133ZM137 108V107H136ZM139 108V107H138ZM218 108V107H217ZM35 109V108H34ZM44 109V108H43ZM51 109V108H50ZM58 109H60V108H58ZM88 108H86V110H87ZM118 109V108H117ZM116 109V110H117ZM11 110V109H10ZM16 110L17 109H15V110H11L12 111V113L13 112H16ZM49 110V109H48ZM53 110H55V109H53ZM63 110V109H62ZM62 110H61V112H62ZM68 110V109H67ZM82 110H84V109H82ZM86 110H84V111H86ZM141 110V109H140ZM214 110V109H213ZM4 111H3V113H4ZM11 111H9V115H11L10 114V112ZM35 111V110H34ZM37 111V110H36ZM39 111V110H38ZM43 111H45V110H43ZM47 111V110H46ZM64 111V110H63ZM90 111H92V110H90ZM110 111V110H109ZM120 111V110H119ZM123 111V110H122ZM60 112V113H61ZM74 112V111H73ZM77 112V111H76ZM79 112V111H78ZM94 112V111H93ZM96 112H98V111H96ZM103 112H105V111H103ZM117 112V111H116ZM130 112V111H129ZM19 113V112H18ZM24 113V112H23ZM37 113V112H36ZM48 113H50V112H48ZM56 112L54 111V114H55ZM75 113V112H74ZM89 113V112H88ZM95 113V112H94ZM133 113V112H132ZM131 113V114H132ZM5 114V113H4ZM3 114V115H4ZM22 114V113H21ZM26 114V113H25ZM42 114V113H41ZM44 114V113H43ZM53 114V113H52ZM59 114V113H58ZM71 113H69V114H66V112H65V115H63L64 116V118H66V121L68 122V119H69V123L71 124V122H74V119H73V114H72V116L70 115ZM78 114V113H77ZM80 114V113H79ZM92 114V113H91ZM136 114V113H135ZM138 114V113H137ZM142 114V113H141ZM256 114V113H255ZM46 115V114H45ZM57 115V114H56ZM53 116V118H52V120H49V118L47 119V120H49V123H50V121H54L53 122V125L56 123V125L58 124L59 125V123H61L62 125L63 124H65V119H62L63 118V116H61V115H58V116H60V118L61 119H59L58 118V116ZM93 115V114H92ZM91 115V116H92ZM102 115V114H101ZM105 115V114H104ZM109 115V114H108ZM117 115H118V113H117ZM121 115H123V112H122V114ZM120 115V116H121ZM133 115V114H132ZM44 116V115H43ZM50 116V115H49ZM80 116V115H79ZM97 116V115H96ZM113 116V115H112ZM111 116V114H110V117H112ZM126 116V115H125ZM150 116V115H149ZM168 116V115H167ZM179 116V115H178ZM189 116V115H188ZM4 117H6L7 118V116H4ZM4 117H3V119H4ZM9 117V116H8ZM36 117H37V115H36ZM45 117V116H44ZM51 117H52V115H51ZM93 117V116H92ZM102 117V116H101ZM105 117V116H104ZM115 117V116H114ZM136 117V116H135ZM139 117H141V116H138V118ZM180 118L178 119V118H175L172 122L174 123V124H176L175 126H172V128H177V127H180V128H183L184 126H185V124H186V121L187 120H185L184 121V119H183V117H184V113L182 112L181 114H180V116H179ZM227 117V116H226ZM38 118V117H37ZM36 118V119H37ZM77 118V117H76ZM95 118V117H94ZM97 118H98V116H97ZM100 118V117H99ZM108 118V117H107ZM117 118V117H116ZM123 118H125V117H123ZM147 118H149V117H147ZM229 118V117H228ZM84 119V118H83ZM88 119V118H87ZM93 119V118H92ZM121 119V118H120ZM126 119H128V118H126ZM125 119V120H126ZM137 119V118H136ZM135 119V122L137 121V122H139L138 123V125H139V127H137V128H141V130L143 131V133L145 134V133H147V132H149L150 130H152V129H154L156 126H157V124H156V126L154 125V123H153V121H152V119L150 118V119H147L146 121L145 120H143V121H140V120H142V119H139V120H136ZM205 119V118H204ZM211 119V118H210ZM226 119V118H225ZM252 119V118H251ZM7 120V119H6ZM9 120V119H8ZM19 120V119H18ZM30 120V119H29ZM40 120H41V117H40ZM80 120V119H79ZM89 120H91L90 118H89ZM105 120V119H104ZM124 120V121H125ZM160 120V119H159ZM158 120V121H159ZM190 120V119H189ZM192 120V119H191ZM232 120V119H231ZM3 121H5V120H3ZM13 121V120H12ZM84 121V120H83ZM96 121V120H95ZM100 121V120H99ZM103 121V120H102ZM167 121V120H166ZM0 122H1V120H0ZM9 122V121H8ZM16 122V121H15ZM18 122V121H17ZM78 122V121H77ZM85 122V121H84ZM97 122V121H96ZM110 122H111V120H110ZM120 122V121H119ZM121 122H123V121H121ZM128 122V121H127ZM134 122V121H133ZM134 122V123H135ZM187 122H190V121H187ZM48 123V124H49ZM108 123V122H107ZM112 123V122H111ZM129 123H130V121H129ZM165 123V122H164ZM168 123H170V122H168ZM173 123H171V124H173ZM191 123H192V121H191ZM3 124V123H2ZM1 123H0V125H2ZM17 124V123H16ZM28 124V123H27ZM47 124V125H48ZM85 124H86V122H85ZM101 124H102V122H101ZM109 124V123H108ZM113 124V123H112ZM119 124V123H118ZM127 124V123H126ZM133 124V123H132ZM194 124V123H193ZM197 124V123H196ZM207 124V123H206ZM6 125V124H5ZM5 125H3V126H5ZM19 125V124H18ZM39 125H40V123H39ZM56 125H54V128L56 127ZM73 125H75V123H73ZM72 125V127H74ZM98 125V124H97ZM104 125H106V124H104ZM103 125V126H104ZM136 125V124H135ZM166 125V124H165ZM37 126V125H36ZM44 126V125H43ZM85 126V125H84ZM86 126H87V124H86ZM108 126V125H107ZM120 126V125H119ZM124 126V125H123ZM192 126V125H191ZM206 126V125H205ZM220 126V125H219ZM53 127V126H52ZM65 127V125L63 126V128ZM67 127H68V125L65 127V129H67ZM114 127H115V125H114ZM171 127V126H170ZM187 127V126H186ZM19 128V127H18ZM31 128V127H30ZM47 128H48V126H47ZM49 128H51V127H49ZM54 128H53V130H54ZM69 128V127H68ZM116 128V127H115ZM169 128V127H168ZM191 128V127H190ZM34 129V128H33ZM52 129V128H51ZM76 129V128H75ZM109 129V128H108ZM108 129L107 130H105V131H108ZM111 129V128H110ZM171 129V128H170ZM187 129V128H186ZM192 129H194V127H192ZM196 129V128H195ZM229 129V128H228ZM70 130V129H69ZM72 131H74V129L72 128L71 129ZM70 130V132H72ZM100 130V129H99ZM118 130V129H117ZM117 130H116V132H113V136H114V133H116L115 135H117L118 134V132H117ZM180 130V129H179ZM232 130V129H231ZM24 131H26V130H24ZM28 131H29V129H28ZM105 131H103V133L105 132ZM172 131V130H171ZM176 131V130H175ZM187 131V130H186ZM200 131V132H199ZM199 131H197V130H195V131H193L192 130V132H188L187 133V135H185V136H177V137H173V139H172V141L170 142V145L168 146V147H163L162 148V150H161V147L160 146H158V147H156V146H154L153 144H151V146H149L148 148V157H149V160H150V164L148 165V167L146 168V172H144L143 173V171H142V168L139 166V161H141L143 158H144V146H142V148H141V145H144V144H140L139 145V147H138V151H137V153L134 155V156H132V153H135V152H132L133 150H132V146L130 147V146H127V147H121V146H119V145H117V147H113V145H112V147H110V148H113L112 150H113V153H114V151H117V152H120V155L121 156H125V159H127V158H129V157H132L133 159H135L136 160V164L138 165V167H133V168H135V169H132L131 170V173L126 177V180L128 179L129 181H130V183L127 185V187L126 186H123V181H122V183L121 182H119V179H118V182L116 183V184H113V190L110 188V187H108L107 186V184H105L103 181H100V179L99 178H97V180H96V178L93 176V175H95L92 171H93V169H90V171H91V173L93 174L92 176L93 177H91V178H93V179H89V177H85L84 179L86 180V179H88L89 180V184L91 185L90 186V188H89V186H88V188H84V187H87V185H88V183L86 182V186H84L83 188H82V186H80L81 187V189H82V191H80V195H82V200L80 201L79 199H77L76 201H78L79 202V204H78V206L80 205V208L82 209L81 211H83V213L85 214V216H87L88 218H90L91 217V221L90 222H87V221H82L81 220V217L79 218V216H76V217H74V218H71L70 216H66L65 218H61L62 220H61V222L59 223L60 225H62V224H64L65 225V223H68V224H70V225H67V226H71L70 228L69 227H67L66 225V227L69 229H67V228H65L64 230H68V232L66 231H64V233H60V232H58V231H56L57 232V235H58V233H60L59 235H58V244H59V246H60V248H61V250L62 251H64V253H66L67 251H69V248H71L72 247V251H73V254H75L74 255V257H72L71 255H73V254H71L72 253V251H71V253H69V254H71L70 256H71V258H69V259H72L71 261H73L74 262V264H82L83 262L85 263V264H162V263H158V259H156V246H159L160 244H161V242L164 240V239H166V240H168V238H170V239H172V238H176V240L178 241V243H180L181 242V244H183L186 240H188L189 239V237H191V238H195V243L196 244H192V245H190V246H192L191 247V250H194L195 251V253L194 254H197V257H194V259H199L200 260V258L201 257H203V258H205L206 257V255L205 254H209V247L207 248V246L206 245H208V243H210L211 245H212V243L213 244H217L218 242L217 241H215V239L213 240V241H201V243H200V232L202 233L201 234V236L204 234L203 233V229H201V231H200V227H202V225L204 224V222L202 221V218H201V220H200V215H197L196 213H200V210H197V206H196V203H200V198H199V194H200V191H201V189H200V186L199 187H197L196 185H195V182L197 183V182H199L200 181V176H202V175H200V174H205V173H207V172H205L204 170H205V168H204V162H206V161H204L203 163L201 162V160H200V153L198 152V149L200 150V148H198V147H200V143L201 144H204V143H202L203 141H201L200 142V140H199V142H197L198 143V145H192V146H190L189 144H188V142L191 140V141H193L192 139L193 138H195V137H197V136H199V134L201 133V131L202 130H200L199 129ZM42 131H40V129L37 131V132H31L32 134H31V139L32 140H35L36 142H38V143H41V142H43V140L45 139L46 140V137H44V135H42V133H41ZM98 132V131H97ZM122 132V131H121ZM174 132V131H173ZM264 132V131H263ZM49 133V132H48ZM82 133V132H81ZM90 133H92V131L90 132ZM94 133V132H93ZM108 133V132H107ZM120 133V132H119ZM53 134V133H52ZM88 134V133H87ZM97 134V136H98V133H96ZM124 134V133H123ZM128 134V133H127ZM127 134H125V135H127ZM140 134V133H139ZM185 134V133H184ZM192 134L194 135V136H192ZM27 135H29V132L27 133ZM47 135H51V134H47ZM74 135V134H73ZM81 135V134H80ZM85 135V134H84ZM83 135V136H84ZM92 135H95V134H92ZM91 135V136H92ZM105 135V134H104ZM107 135V134H106ZM180 135V134H179ZM201 135V134H200ZM203 135H204V133H203ZM231 135V134H230ZM229 135V136H230ZM45 136H46V134H45ZM82 136V137H83ZM90 136V137H91ZM109 136V135H108ZM146 136V135H145ZM202 136V135H201ZM200 136V137H201ZM260 136V135H259ZM13 137V136H12ZM30 137V136H29ZM61 137V136H60ZM76 137V136H75ZM96 137V136H95ZM111 137V136H110ZM110 137H108V138H110ZM125 137V136H124ZM144 137V136H143ZM208 137V136H207ZM62 138V137H61ZM73 138V137H72ZM105 138H107V137H105ZM120 138H122V137H120ZM119 138V139H120ZM202 138V137H201ZM230 138V137H229ZM21 139H24V137L23 138H21ZM25 139H27V138H25ZM47 139H49L48 137H47ZM56 139H57V137H56ZM116 139V138H115ZM118 139V140H119ZM123 139V138H122ZM121 139V140H122ZM143 139V138H142ZM205 139H206V137H205ZM208 139V138H207ZM226 139V138H225ZM11 140V139H10ZM28 140V139H27ZM54 140V139H53ZM62 140H63V138H62ZM79 140V139H78ZM90 140L92 141V138H90ZM95 140V139H94ZM108 140H110V139H108ZM111 140H113V137H112V139ZM126 140H128V138H125L122 142H125ZM170 140V139H169ZM204 140V139H203ZM209 140V139H208ZM21 141H23L24 142V140H21ZM31 141V140H30ZM47 141V140H46ZM81 141V140H80ZM85 141H87V140H85ZM102 141H104V140H102ZM101 141V142H102ZM191 141H190V143H191ZM204 141H206V140H204ZM6 142H8V140H6ZM26 142V141H25ZM53 142V141H52ZM59 141H57V143H58ZM89 141H87V143H88ZM107 142V141H106ZM111 142V141H110ZM115 142V141H114ZM114 142H112L113 144H115ZM119 142V141H118ZM166 142V141H165ZM4 143V142H3ZM9 143V142H8ZM13 143V142H12ZM27 143H29V141H27ZM97 143V142H96ZM138 143V142H137ZM164 143V142H163ZM206 143V142H205ZM31 144V143H30ZM63 145L65 144V143H62ZM74 144V143H73ZM89 144H92V143H89ZM119 144H121V143H119ZM123 144H125V143H123ZM160 144V143H159ZM196 144V143H195ZM20 145V144H19ZM57 145V144H56ZM59 145H60V143H59ZM66 145V144H65ZM98 145V144H97ZM96 145V146H97ZM104 145V144H103ZM107 145V144H106ZM105 145V146H106ZM138 145V144H137ZM206 145V144H205ZM13 146V145H12ZM38 146V145H37ZM60 146H62V145H60ZM67 146H69V145H67ZM93 146H94V144H93ZM102 146V145H101ZM123 146V145H122ZM161 146H163V145H161ZM202 146H204V145H202ZM201 146V147H202ZM28 147H31L32 148V145H28ZM46 147V146H45ZM44 147V148H45ZM64 148H67L66 146H63ZM63 147H62V149H63ZM88 147V146H87ZM86 147V148H87ZM104 147V146H103ZM109 147V146H108ZM130 147V148H129ZM10 148V147H9ZM12 148V147H11ZM17 148V147H16ZM26 148V147H25ZM44 148H43V150H44ZM59 148V147H58ZM70 148V147H69ZM85 148V149H86ZM91 148H93V147H91ZM38 149H39V147H38ZM37 149V150H38ZM48 149V148H47ZM61 149V148H60ZM192 149V150H191ZM11 150V149H10ZM19 150V149H18ZM20 150H22L21 148H20ZM40 150V149H39ZM49 150V149H48ZM50 150H51V148H50ZM49 150V151H50ZM63 150H66V149H63ZM62 150V151H63ZM73 150V149H72ZM89 150H90V148H89ZM94 150V149H93ZM105 150H107V148H104V150L103 151H105ZM110 150V149H109ZM137 150V149H136ZM46 153L47 152H49V151H47V150H44ZM43 151V152H44ZM101 151V150H100ZM1 152V151H0ZM7 152H9V151H7ZM41 152V151H40ZM43 152H41V154H43ZM64 152V151H63ZM62 152V153H63ZM85 152V151H84ZM11 153V152H10ZM20 153V152H19ZM55 153V152H54ZM53 153V154H54ZM64 153H66V152H64ZM109 153V152H108ZM254 153V152H253ZM256 153V152H255ZM1 155H2V153H0ZM23 154V153H22ZM56 154V153H55ZM68 154V153H67ZM88 154V153H87ZM91 154V153H90ZM97 154V153H96ZM96 154H94V155H96ZM104 154V153H103ZM116 154V153H115ZM119 153H117V155H118ZM0 155V156H1ZM3 155H5L6 156V153H3ZM43 155H45V154H43ZM61 155V154H60ZM64 155V154H63ZM63 155H61V156H63ZM66 155V154H65ZM108 155V154H107ZM120 155H118V157H121ZM204 155V154H203ZM256 155V154H255ZM8 156H11V154L10 155H8ZM24 156V155H23ZM50 156H52V155H50ZM59 156V155H58ZM87 157L88 156H91V155H86ZM93 156V155H92ZM91 156V157H92ZM106 156V154L104 155V157ZM116 156V155H115ZM235 156V155H234ZM26 159L25 160H30L29 161V163H30V165H31V163H33V164H39V165H37V166H40L41 167V169L39 170V167H38V171L40 172H46V173H48L49 174V176L51 177L50 178V180L49 181H51V183H49L50 184V186L48 185V183L47 182H49V181H47L46 180V183L47 184H45V183H43V185L45 184V186L46 187H51L50 189H52V187L53 186H56L55 184H53L54 182L55 183H57L56 182V178H58L56 175L57 174H60V171L59 170H57L56 169V167H57V165H55L54 167L52 166V164L50 165V164H47V163H45V161L46 160H44V159H42V157H45V156H41L40 155V153H39V151L37 152L36 150H29V151H27V153H26ZM66 157H67V155H66ZM66 157H64V158H66ZM110 157V156H109ZM187 159H186V158ZM54 158H57V157H53V159ZM61 158V157H60ZM68 158V157H67ZM95 158V157H94ZM206 158H207V156H206ZM205 157H204V160L206 159ZM51 159V158H50ZM102 159H104V158H102ZM182 159H186L184 162H185V164H183L182 165V163H184V162H182ZM0 160L2 161V160H7V161H9V163H11V164H9L7 161H4V163L6 162V163H8L9 165H7L6 163H5V167L6 166H11V165H13V159L11 160V157L10 158H4V157H0ZM16 160H19V159H16ZM21 160V159H20ZM58 160H60L59 159V157H58ZM66 160V159H65ZM67 160H69V159H67ZM95 160V159H94ZM93 160V161H94ZM99 160H101V159H99ZM123 160V159H122ZM129 160H130V158H129ZM233 160V159H232ZM1 161H0V164H1ZM10 161H13V162H10ZM52 161V160H51ZM106 161V160H105ZM107 161H110V160H107ZM106 161V162H107ZM117 160H115V162H116ZM202 161H203V158H202ZM19 162V161H18ZM17 162V163H18ZM21 162V161H20ZM47 162H49V161H47ZM54 162H56V161H54ZM60 162H62V161H60ZM92 162V161H91ZM95 162V161H94ZM128 162V161H127ZM133 162V161H132ZM3 163V162H2ZM26 163V162H25ZM96 163V162H95ZM102 163V162H101ZM202 163V164H201ZM246 163H248V162H246ZM20 164V163H19ZM56 164V163H55ZM71 164V163H70ZM104 164V163H103ZM102 164V165H103ZM106 164V163H105ZM111 164H113V162H111ZM116 164V163H115ZM114 164V165H115ZM201 164V165H200ZM250 164V163H249ZM15 165V164H14ZM13 165V166H14ZM23 165H25V164H23ZM26 165H28V163H26ZM29 165V166H30ZM90 165V164H89ZM88 165V166H89ZM96 165H98V166H100L99 165V163L98 164H96ZM120 165V164H119ZM122 165H123V163H122ZM136 165V166H137ZM205 165H207V164H205ZM18 166V165H17ZM22 166V165H21ZM31 166H33V165H31ZM31 166H30V168H31ZM60 166V165H59ZM93 166V165H92ZM104 166V165H103ZM112 166V165H111ZM0 167H3V166H0ZM16 167V166H15ZM206 167V166H205ZM207 167H209V166H207ZM250 167V166H249ZM6 168H8V167H6ZM25 168V167H24ZM27 168V167H26ZM25 168V169H26ZM58 168V167H57ZM60 168V167H59ZM58 168V169H59ZM102 168H104V167H102ZM118 168H120V167H118ZM126 168V167H125ZM2 169H4V168H1V170ZM9 169V168H8ZM14 169V168H13ZM20 169H22L23 170V168H20ZM37 169V168H36ZM36 169H35V172L37 173V171H36ZM60 169H62V168H60ZM100 169V168H99ZM98 169V167L95 169V171L97 170H99ZM110 169V168H109ZM230 169V168H229ZM263 169V168H262ZM7 170V169H6ZM30 170H32V169H30ZM66 170V169H65ZM104 170V169H103ZM105 170H106V165H105ZM208 170H209V168H208ZM23 171H25V170H23ZM59 171V172H58ZM100 171V170H99ZM110 170H108V172H109ZM238 171V170H237ZM1 172V171H0ZM8 172V171H7ZM22 172V171H21ZM33 172V171H32ZM62 172L63 171H61V174H62ZM66 172V171H65ZM89 172V171H88ZM112 172V171H111ZM123 171H121V173H122ZM127 172H128V170H127ZM126 172V173H127ZM202 172H205V173H202ZM247 172V171H246ZM5 174H6V172H4ZM13 173H14V171H13ZM26 173H27V171H26ZM87 173V172H86ZM104 173V172H103ZM106 173H107V170H106ZM234 173V172H233ZM240 173V172H239ZM1 174H3V173H1ZM15 174V173H14ZM100 173H98V175H99ZM108 174H110V173H108ZM112 174V173H111ZM110 174V175H111ZM210 174V173H209ZM250 174V173H249ZM249 174H247V176L249 175ZM8 175V174H7ZM33 175H35V173L33 174ZM37 175V174H36ZM39 175H42V176H40V177H42L41 179H43V178H45L46 176L43 174V173H41V174H39ZM45 177H44V176ZM47 175V174H46ZM86 175V174H85ZM87 175H91L90 174V172L87 174ZM97 175V174H96ZM95 175V176H96ZM97 175V176H98ZM101 175V174H100ZM225 175V174H224ZM2 176H4V175H2ZM61 177V176H60ZM67 177V176H66ZM101 177V176H100ZM104 177V176H103ZM112 177V176H111ZM226 177V176H225ZM230 177V176H229ZM246 177V176H245ZM31 178V177H30ZM95 178V179H94ZM204 178V179H203ZM203 180H206L205 179V177L203 176ZM207 178H208V176H207ZM34 179H36V178H34ZM49 179V178H48ZM103 179H105V178H103ZM209 179V178H208ZM246 179V178H245ZM57 180H60V178L59 179H57ZM111 180V179H110ZM124 180V179H123ZM128 180H127V182H128ZM214 180H216V179H214ZM213 180V181H214ZM247 180V179H246ZM31 181V180H30ZM91 181V182H90ZM40 182V181H39ZM43 182H45V181H43ZM63 183H64V186L62 187V188H64L65 187V182L64 181H62ZM93 182V183H92ZM113 182V181H112ZM206 182H208V181H206ZM244 182V181H243ZM204 183V182H203ZM209 183V182H208ZM214 183V182H213ZM233 183V182H232ZM58 184H60L61 185V182H58ZM201 184H202V182H201ZM48 185V186H47ZM206 185H208V184H206ZM210 185V184H209ZM245 185V184H244ZM243 185V186H244ZM1 186V185H0ZM28 186V185H27ZM30 186V185H29ZM59 186V185H58ZM69 186V185H68ZM126 187V189H125V191H124V195H128V197L130 198V201L128 202V203H126V204H124L125 202L123 201V199H122V192H123V190L121 189V187ZM7 187V186H6ZM12 187H14V186H12ZM34 187V186H33ZM42 187V186H41ZM45 187V188H46ZM217 187V186H216ZM230 187V186H229ZM26 188V187H25ZM57 188V187H56ZM66 188H67V186L64 188V190H66ZM70 188V187H69ZM77 188V187H76ZM208 188V187H207ZM59 189V188H58ZM80 189V190H81ZM12 190V189H11ZM48 190V189H47ZM217 190V189H216ZM15 191V190H14ZM54 191V190H53ZM60 191H61V189H60ZM70 192L71 191V193H72V190H70V189H67L66 190V192ZM203 191V190H202ZM230 191V190H229ZM37 192V191H36ZM36 192H35V194H36ZM46 192V191H45ZM62 193H63V191H61ZM65 192V191H64ZM65 192V194L67 195V193ZM33 193V192H32ZM51 193H53L52 191H51ZM62 193H60V194H62ZM79 193V192H78ZM82 193V194H81ZM201 193H203V192H201ZM8 194V193H7ZM11 194H14V192L13 193H11ZM22 194H23V192H22ZM4 195H5V193H4ZM19 196V195H18ZM17 196V197H18ZM30 196V195H29ZM39 195H36L35 196V198L36 197H38ZM62 196V195H61ZM60 196V197H61ZM20 197V196H19ZM31 197V196H30ZM60 197H58V198H60ZM14 198H15V196H14ZM28 198V197H27ZM45 198V197H44ZM3 199V198H2ZM17 199H19V198H17ZM38 199V198H37ZM46 200V199H45ZM47 200H50V199H47ZM46 200V201H47ZM52 200V199H51ZM48 201V202H46V204H44V205H48V209H52V208H50V205H49V203H52V201ZM60 200V199H59ZM66 200V199H65ZM69 200V199H68ZM198 200H200V201H198ZM209 200H211V202H214L215 204H216V209H218L220 206H223V205H219V204H221V200H220V202H219V200L217 199V197H211ZM33 201V200H32ZM35 201V200H34ZM63 201V200H62ZM75 201V200H74ZM74 201H72V202H74ZM38 202V201H37ZM41 202V201H40ZM131 202V203H130ZM208 202V201H207ZM16 203V202H15ZM63 203V202H62ZM64 203H66L67 204V206L68 207H70L71 205H74V204H72L71 202H64ZM57 204V203H56ZM207 204V203H206ZM205 204V205H206ZM208 204H212V203H208ZM207 204V205H208ZM261 204V203H260ZM52 205H53V203H52ZM136 205L137 206H139L138 208H136ZM36 206V205H35ZM59 206H61V204L59 205ZM74 206H77V204L76 205H74ZM73 206V207H74ZM36 207H38V206H36ZM36 207H34L35 208V211H37L38 209L36 208ZM41 207V206H40ZM65 207H66V205H65ZM200 207V206H199ZM214 207V206H213ZM45 208V207H44ZM56 208V207H55ZM67 208V207H66ZM30 209V208H29ZM61 209V208H60ZM199 209V208H198ZM214 209V208H213ZM216 209H215V211H216ZM221 209H222V207H221ZM220 209V210H221ZM16 210V209H15ZM33 210V209H32ZM42 210V209H41ZM53 210H55V209H53ZM219 210V211H220ZM223 210V209H222ZM44 211H47V210H44ZM56 212H57V209L55 210ZM218 211V210H217ZM218 211V212H219ZM18 212H19V210H18ZM18 212H14L15 214H13L12 212V216H11V218L10 219H7V218H5V219H3V221L1 220V218H4V214H3V216H1L0 217V222L2 223L1 225L2 226H0V227H3L4 225H11V224H18L20 227H21V229H19V231H20V233H21V231H22V234H27V236L28 237H35L36 236V229H30L29 230V228L27 229V226H29V224L28 223H26V221H24L23 219H22V216L23 215H21L20 216V213H18ZM39 212H40V210H39ZM42 212V211H41ZM76 212V211H75ZM196 212V213H195ZM205 212V211H204ZM213 212V211H212ZM217 212V213H218ZM4 213H7V212H4ZM42 213H44V212H42ZM47 213V212H46ZM48 213H51V211L49 212L48 211ZM47 213V214H48ZM157 213V214H156ZM195 213V214H194ZM21 214H23V213H21ZM30 214H31V212H30ZM84 214H83V217H84ZM191 214H193L194 216H193V219L192 220H187V218L189 217V215H191ZM206 214V213H205ZM227 214V213H226ZM43 215V214H42ZM56 215V214H55ZM219 215V214H218ZM224 215V214H223ZM222 215V216H223ZM9 216H10V214H9ZM39 216L41 217V214H39ZM44 216V215H43ZM48 216V215H47ZM82 216V215H81ZM219 216H221V215H219ZM227 216V215H226ZM7 217H8V215H7ZM25 217H27V215L25 216ZM24 217V218H25ZM46 217V216H45ZM45 217H41V218H43V220H44V218ZM57 217V216H56ZM195 217V218H194ZM218 217V216H217ZM49 218V217H48ZM205 218V217H204ZM213 218L215 219V217L213 216ZM53 219V218H52ZM84 219V218H83ZM208 219V218H207ZM225 219V218H224ZM28 220V219H27ZM31 220H33V219H31ZM40 220H42V219H39V221ZM43 220H42V222H43ZM47 220V219H46ZM87 220H89V219H87ZM170 220V221H169ZM179 220H181V221H179ZM222 220V219H221ZM6 221V222H5ZM59 221V220H58ZM179 221V222H178ZM32 222V221H31ZM34 222H36V221H34ZM54 222V221H53ZM94 222V223H93ZM117 222V223H116ZM226 220H222V223L221 224H219V225H211L212 227H208V228H211V229H214L215 231H216V233H223L224 234V232H226L227 231V228H226ZM41 223V222H40ZM49 223V222H48ZM213 223V222H212ZM42 224V223H41ZM218 224V223H217ZM229 224V223H228ZM43 226V225H42ZM102 226H104V229H102L103 227ZM19 227V228H20ZM41 227V226H40ZM45 227V226H44ZM58 227V226H57ZM56 227V228H57ZM64 227V226H63ZM63 227H62V229H63ZM190 228V229H189ZM12 229V228H11ZM15 229V228H14ZM187 229H189V230H187ZM211 229H210V231H211ZM9 230H10V228H9ZM13 230V229H12ZM26 230V231H25ZM56 230H61V228L60 229H56ZM206 230V229H205ZM1 231H3V229H1ZM5 231H7V230H5ZM15 232L12 234V236H15L16 235V232L18 231V229L17 230H14ZM18 231V232H19ZM38 231V230H37ZM207 231V230H206ZM4 232V231H3ZM17 232V233H18ZM63 232V231H62ZM205 232V231H204ZM260 232V231H259ZM2 232H0V234H1ZM9 233V232H8ZM7 233V235H9ZM4 234H6V233H4ZM4 234H2L3 236H4ZM62 234H64V235H62ZM83 235V236H82ZM205 235V234H204ZM203 235V236H204ZM257 235V234H256ZM1 236V235H0ZM6 236V235H5ZM25 236V235H24ZM208 236V235H207ZM258 236V235H257ZM2 237V236H1ZM0 237V239H1V241H2V238ZM20 237H22V236H20ZM4 238H7V237H4ZM10 238V237H9ZM24 238V237H23ZM256 238V237H255ZM25 239H26V237H25ZM9 240V239H8ZM11 240V239H10ZM0 241V242H1ZM21 241V240H20ZM24 241V240H23ZM30 241V239H28V242ZM246 241V240H245ZM255 241V240H254ZM183 242V243H182ZM194 242V241H193ZM215 242V243H214ZM253 242V241H252ZM4 243H6L5 241H4ZM3 243V244H4ZM14 243V242H13ZM18 243V242H17ZM1 244H2V242H1ZM180 244V245H181ZM209 244V245H210ZM232 244V243H231ZM7 245H9V244H7ZM156 245V246H155ZM170 245V244H169ZM173 245V244H172ZM180 245H178V246H180ZM3 246V245H2ZM10 246V245H9ZM12 246V245H11ZM10 246V247H11ZM176 246H177V244H176ZM175 245H173L172 247L170 246L169 248L168 247H166L163 251L164 252H167V253H169L170 255H172V257L170 258V260L167 262L166 261V263L165 264H193L192 263V259L193 258H190L189 259V261H187V262H185V260L183 261L182 259H180L179 260V255H181L182 253L179 251V250H177V248H175L176 247ZM220 246V245H219ZM226 246V245H225ZM9 247V248H10ZM188 247H189V245H188ZM229 247V246H228ZM1 248V247H0ZM3 248V247H2ZM8 248V249H9ZM163 248V247H162ZM183 248L184 247H182V250H183ZM238 248V247H237ZM4 250H6L5 249V247L3 248ZM15 249L16 248H14V251H15ZM179 249V248H178ZM229 249V248H228ZM19 250V249H18ZM187 250H189V249H187ZM10 251H11V249H10ZM9 251V252H10ZM162 251V252H163ZM186 251V250H185ZM8 252V253H9ZM11 252H13V251H11ZM15 252H19V251H15ZM15 252H14V254H15ZM80 252H82L81 253V255H83V254H85L86 256H82V257H79V256H81V255H79V256H77L78 254H80ZM182 252H184V250L182 251ZM218 253H216V254H212L213 256V258H211V260H213L212 262H214L213 264H235L236 263V261H237V256L238 255H236L235 254V252H234V254L233 255H230V254H228V250L224 247V248H221V250L220 251H217ZM239 252V251H238ZM4 253V252H3ZM62 253V252H61ZM167 253H165L166 255H167ZM187 253V252H186ZM185 253V254H186ZM230 253H232L231 251H230ZM24 254V253H23ZM27 254V253H26ZM204 254V255H203ZM241 254V253H240ZM42 255V254H41ZM61 255V256H60ZM59 256H58V258H56V260H54V261H56V263L57 264H66V262H67V257L64 255V254H60ZM188 257H189V255H188V253L186 254ZM193 255V254H192ZM1 256V255H0ZM10 256V255H9ZM124 256V257H123ZM183 256V255H182ZM264 256V255H263ZM26 257V256H25ZM39 257H41V256H39ZM68 257H69V255H68ZM87 257V258H86ZM121 257H123V258H121ZM161 257V256H160ZM188 257H187V259H188ZM241 257V256H240ZM42 258V257H41ZM242 258V257H241ZM1 259V258H0ZM31 259V258H30ZM35 259V258H34ZM82 259V260H81ZM123 259V260H122ZM184 259V258H183ZM186 259V258H185ZM240 259V258H239ZM8 260H10V259H8ZM37 260V259H36ZM182 260V261H181ZM208 260H210V259H208ZM242 260V259H241ZM2 261V260H1ZM5 261H7V260H5ZM35 261V260H34ZM83 261V262H82ZM8 262V261H7ZM6 262V263H7ZM16 262H17V260H16ZM19 262V261H18ZM37 262H38V260H37ZM42 262V261H41ZM41 262H39L38 264H40ZM72 262V263H73ZM183 262V263H182ZM199 262V261H198ZM240 262H242V261H240ZM43 263V262H42ZM0 264H1V262H0ZM4 264V263H3ZM34 264V263H33ZM44 264H45V262H44ZM259 264V263H258Z\"/></svg>",
    "mask_w": 264,
    "mask_h": 264
},
{
    "label": "built area",
    "instance_id": "3",
    "mask_svg": "<svg viewBox=\"0 0 264 264\" xmlns=\"http://www.w3.org/2000/svg\"><path fill=\"white\" fill-rule=\"evenodd\" d=\"M137 5L138 8L135 13L136 25L133 22L131 24L133 26L130 29H178V27L182 29L184 27V21H181L180 17L176 20L172 18H160L155 11L156 9H150L153 5H148V0H138ZM146 41H148V37Z\"/></svg>",
    "mask_w": 264,
    "mask_h": 264
}]
</instances>
